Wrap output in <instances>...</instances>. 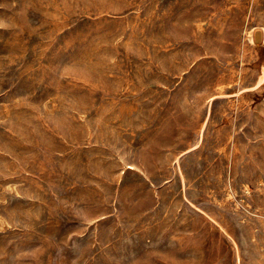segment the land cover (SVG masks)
Listing matches in <instances>:
<instances>
[{"label":"rangeland","instance_id":"rangeland-1","mask_svg":"<svg viewBox=\"0 0 264 264\" xmlns=\"http://www.w3.org/2000/svg\"><path fill=\"white\" fill-rule=\"evenodd\" d=\"M0 264H264V0H0Z\"/></svg>","mask_w":264,"mask_h":264}]
</instances>
